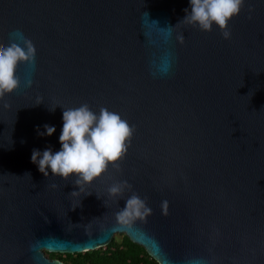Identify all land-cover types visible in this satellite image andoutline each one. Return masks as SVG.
Instances as JSON below:
<instances>
[{"label":"water","instance_id":"water-1","mask_svg":"<svg viewBox=\"0 0 264 264\" xmlns=\"http://www.w3.org/2000/svg\"><path fill=\"white\" fill-rule=\"evenodd\" d=\"M185 9L190 0H0V44L36 48L0 101V264H64L47 253L91 252L115 235L159 264H264V0H245L229 39L217 25L175 27ZM84 103L135 134L119 169L71 197L75 177H45L31 155L59 151L62 107ZM45 124L52 136L38 135ZM117 181L131 189L113 198ZM134 193L152 213L123 227L116 213Z\"/></svg>","mask_w":264,"mask_h":264},{"label":"clouds","instance_id":"clouds-1","mask_svg":"<svg viewBox=\"0 0 264 264\" xmlns=\"http://www.w3.org/2000/svg\"><path fill=\"white\" fill-rule=\"evenodd\" d=\"M244 4L245 0H190V11L185 9V17L175 27L183 23L210 32L213 25H217L223 37L229 39L231 37L229 21L240 13ZM173 28L169 27L170 34ZM176 38L183 43V35ZM24 44L25 47L17 43L7 46L0 44V101L6 94L13 93L20 86L21 81L17 76L19 65L22 62L35 63L34 44L28 39L24 40ZM26 86H32L31 79L27 81ZM42 103V99H38L36 105ZM4 106L9 107L7 104ZM62 108L60 150L53 152L49 147L41 152L33 149L31 161L45 177H49V169L51 175L62 177L65 181L75 177L73 183L79 191H72L69 196L76 197L85 191L87 185L102 178L110 165L119 169V162L126 157L131 147L135 128L121 115L106 107H101L98 114L92 111L87 103L75 108ZM51 110L54 111L55 108ZM43 127L42 132L39 127L37 128L40 136H52L56 132L54 126L45 124ZM126 189H131L127 181H117L107 191L115 198L122 196ZM161 208L163 214L167 215V200L162 202ZM151 213L152 209L147 206L146 200L134 193L125 201V206L116 213V221L123 227L131 228L137 220H145Z\"/></svg>","mask_w":264,"mask_h":264},{"label":"trees","instance_id":"trees-1","mask_svg":"<svg viewBox=\"0 0 264 264\" xmlns=\"http://www.w3.org/2000/svg\"><path fill=\"white\" fill-rule=\"evenodd\" d=\"M52 259L64 264H159L140 245L127 236L121 241L115 238L105 248L77 254L47 253Z\"/></svg>","mask_w":264,"mask_h":264},{"label":"rangeland","instance_id":"rangeland-1","mask_svg":"<svg viewBox=\"0 0 264 264\" xmlns=\"http://www.w3.org/2000/svg\"><path fill=\"white\" fill-rule=\"evenodd\" d=\"M123 236L124 235H115V239L117 240V241H121L122 239H123Z\"/></svg>","mask_w":264,"mask_h":264},{"label":"flooded vegetation","instance_id":"flooded-vegetation-1","mask_svg":"<svg viewBox=\"0 0 264 264\" xmlns=\"http://www.w3.org/2000/svg\"><path fill=\"white\" fill-rule=\"evenodd\" d=\"M56 260V259H55Z\"/></svg>","mask_w":264,"mask_h":264}]
</instances>
